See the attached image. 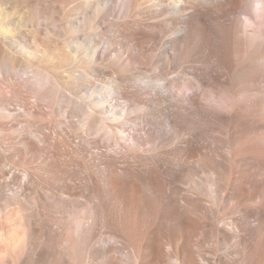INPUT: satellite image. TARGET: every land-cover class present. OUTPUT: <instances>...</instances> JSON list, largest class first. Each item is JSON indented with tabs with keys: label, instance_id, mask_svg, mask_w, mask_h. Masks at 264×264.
Masks as SVG:
<instances>
[{
	"label": "bare ground",
	"instance_id": "1",
	"mask_svg": "<svg viewBox=\"0 0 264 264\" xmlns=\"http://www.w3.org/2000/svg\"><path fill=\"white\" fill-rule=\"evenodd\" d=\"M75 1L0 0V7L7 5L0 9V264H264V229L253 226L241 246V224L251 227L252 221L242 218L245 208L221 211L220 195L222 179L227 187L237 178L264 183V0H242L257 5L240 19L234 9L222 19L217 5L224 0H207L217 29L211 35L190 23L174 24L209 49L201 78L174 85L178 100L197 97L193 105L177 104L175 119L195 154L174 190L158 175L154 142L136 145V153L120 143L109 104L99 102L118 87L119 76L104 78L110 80L104 87L96 75L105 67L97 59L101 46L70 33ZM112 2L105 0L94 24ZM137 2L120 0L118 14L137 17L158 56L176 37L155 27L159 21L145 10H130ZM16 20L26 21L38 41L27 44ZM100 149L124 161L119 171L135 202L126 207L102 185V209L98 193L65 215L62 182L67 175L89 180L100 167L92 153ZM168 191L170 211L164 208ZM250 204L264 207V199L254 194Z\"/></svg>",
	"mask_w": 264,
	"mask_h": 264
},
{
	"label": "clouds",
	"instance_id": "2",
	"mask_svg": "<svg viewBox=\"0 0 264 264\" xmlns=\"http://www.w3.org/2000/svg\"><path fill=\"white\" fill-rule=\"evenodd\" d=\"M129 7L130 10H145L148 19L159 21L155 27L164 28L176 38L163 44L158 56L153 55L144 40V25L135 23L137 17L134 14L128 17L132 20L131 24L122 23L112 27H106V15L98 28L103 29V36L111 44L112 51L106 55L104 49H100L98 63L105 67L97 69L96 75L100 79L118 75L119 79L118 87L102 96L99 102L109 104L106 111L114 122L116 135L124 149L136 153L139 151L136 145L154 142L153 147L159 152L154 158L158 175L169 189L174 190L195 154L193 142L183 139V127L175 119L177 104L193 105L197 100L195 96L178 100L174 85L192 77L201 78L199 68L209 52L202 38L193 40L186 27H174V24L190 23L209 35L217 29L210 18L207 0H138ZM251 7L242 0L239 4L224 0V3L217 5L222 19L230 9H234L235 18L240 19ZM92 155L95 164L100 167L92 169L89 180L81 183L74 175H67L60 186L59 190L65 194L61 197L65 215L82 207L81 200L95 199L98 193L101 194L98 208L102 209L103 186H106L109 195L119 199L126 207H131L136 200L132 188L122 179L119 171L124 161L103 149L93 151ZM93 177L96 180L94 185L91 183ZM254 194L264 199V183L254 185L237 178L231 187H227L221 180V211L237 214L240 208H245L247 210L242 218L252 221L251 227L241 224V246L253 226L264 229V207L257 208L250 204ZM173 207L172 193L168 191L165 193L164 208L170 211ZM230 239L228 234V242Z\"/></svg>",
	"mask_w": 264,
	"mask_h": 264
},
{
	"label": "rangeland",
	"instance_id": "3",
	"mask_svg": "<svg viewBox=\"0 0 264 264\" xmlns=\"http://www.w3.org/2000/svg\"><path fill=\"white\" fill-rule=\"evenodd\" d=\"M5 4L11 3V2H23V0H3ZM105 2V0H76L75 2L70 3V7H71V20L74 19V26L71 27L72 31L70 33H72L73 37H76L77 40L79 42V39L83 38H87V37H93L95 45L96 46H101V48L105 47V38L103 36V29L98 28L97 24H94V20L97 16V14L101 13V8H102V4ZM120 4V0H113L112 2V8L111 11L108 12V23L106 24V27H112L117 25V22L122 23L123 21H125V23L130 22V19H128V17L126 16H120L118 14V7ZM247 4H251V9L252 11H254V9L256 8L257 2L252 1L247 2ZM4 6V5H3ZM1 6L0 9L6 8V6ZM96 6L100 7L99 9L96 10ZM86 10H88V14L86 15ZM19 14H17L18 16ZM86 15V21H81V17L85 18ZM126 19H125V18ZM243 18V16H241ZM4 18H6V16H4ZM122 18V19H121ZM6 22L8 21L7 19L5 20ZM8 23H11V21H8ZM124 23V22H123ZM14 27L16 25H18V31L19 33H23L22 35L25 36L26 38V42L27 44H31L32 40L35 39V36L33 33H36L34 31V29L27 24L26 21L21 23H18V20L14 21ZM97 37H99V39H97ZM37 38V36H36ZM36 40V39H35ZM38 41V40H36ZM99 41V42H98ZM107 43V42H106ZM104 44V45H102ZM109 53H111L112 48H111V44L109 43ZM108 53V54H109ZM110 80L109 79H102V85L105 87L109 84H107ZM107 84V85H106ZM77 120V119H76Z\"/></svg>",
	"mask_w": 264,
	"mask_h": 264
}]
</instances>
